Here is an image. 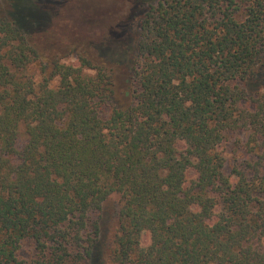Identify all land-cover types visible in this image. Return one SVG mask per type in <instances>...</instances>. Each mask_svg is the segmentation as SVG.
Returning a JSON list of instances; mask_svg holds the SVG:
<instances>
[{
  "label": "trees",
  "instance_id": "obj_1",
  "mask_svg": "<svg viewBox=\"0 0 264 264\" xmlns=\"http://www.w3.org/2000/svg\"><path fill=\"white\" fill-rule=\"evenodd\" d=\"M139 2L120 104L102 47L66 64L31 0L0 12V264H91L112 196L104 264H264V0Z\"/></svg>",
  "mask_w": 264,
  "mask_h": 264
},
{
  "label": "rangeland",
  "instance_id": "obj_2",
  "mask_svg": "<svg viewBox=\"0 0 264 264\" xmlns=\"http://www.w3.org/2000/svg\"><path fill=\"white\" fill-rule=\"evenodd\" d=\"M38 10L47 15L42 27L32 36L33 41L46 54H57L64 63L78 65V56L89 55L94 48L100 50L109 62L114 76V99L125 103L129 97V70L135 54L138 35L137 20L142 11L140 0H31ZM9 0H0V12H7ZM10 12V11H9ZM93 50V51H92ZM89 52V53H87ZM41 64L36 62L34 69ZM92 71H86V73ZM53 81V85H55ZM235 135H227L226 145L222 144L229 163L232 164L234 153L230 145ZM112 196L103 205L100 220L101 239L94 252L91 264H104V244L116 228L113 218ZM142 245L149 242V236L143 234Z\"/></svg>",
  "mask_w": 264,
  "mask_h": 264
}]
</instances>
